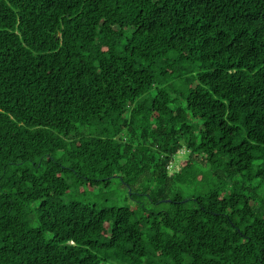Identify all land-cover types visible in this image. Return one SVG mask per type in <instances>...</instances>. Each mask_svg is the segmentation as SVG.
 I'll return each instance as SVG.
<instances>
[{
    "label": "trees",
    "instance_id": "1",
    "mask_svg": "<svg viewBox=\"0 0 264 264\" xmlns=\"http://www.w3.org/2000/svg\"><path fill=\"white\" fill-rule=\"evenodd\" d=\"M161 261L264 264V0H0V264Z\"/></svg>",
    "mask_w": 264,
    "mask_h": 264
},
{
    "label": "rangeland",
    "instance_id": "2",
    "mask_svg": "<svg viewBox=\"0 0 264 264\" xmlns=\"http://www.w3.org/2000/svg\"><path fill=\"white\" fill-rule=\"evenodd\" d=\"M148 94L151 95L152 93L149 92ZM184 155H186L185 150H181L179 154L175 156L173 163L169 168V172L177 171L179 163H182V161L184 160ZM68 182L72 183L73 180L70 179ZM127 193H129V190L122 185L120 180L115 179L112 180L104 190L100 189L94 192H90L89 194H86L85 197H83V192L80 189H76L74 187L70 190L69 194L62 199V201L65 204L73 201H80L83 203L99 204V205L105 204V205L117 206V207L128 206V204H131L133 206V203L131 201L126 202L124 200V196H126ZM148 207L153 208L151 205ZM161 264H170V263L166 261H161Z\"/></svg>",
    "mask_w": 264,
    "mask_h": 264
}]
</instances>
